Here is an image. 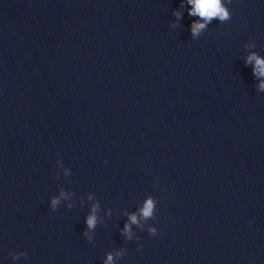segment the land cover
Here are the masks:
<instances>
[{
	"label": "clouds",
	"instance_id": "obj_1",
	"mask_svg": "<svg viewBox=\"0 0 264 264\" xmlns=\"http://www.w3.org/2000/svg\"><path fill=\"white\" fill-rule=\"evenodd\" d=\"M187 3L191 5V9L189 10L190 16H198L200 18L199 21L193 22L191 26L192 36L195 38L200 35V33L207 27L208 24L212 22L213 19H218L221 23L228 21L231 19V13L228 8L225 6L223 0H187ZM183 6V5H182ZM177 19H180L181 13L176 11L173 13ZM202 21V22H201ZM246 65H253V74L259 80L258 92H264V58L258 56L255 52L248 55L245 61ZM59 162V161H58ZM67 174V170H66ZM61 198H67V194L64 192L60 193L59 197H54L51 200V208L55 210L57 206L61 202ZM91 198V197H90ZM69 208L71 205L68 206ZM156 207V201L149 197L144 202L143 207L140 209V215L144 219L153 218L154 210ZM98 209V205H93L91 214L87 216L86 224L89 230L94 229L97 223L96 212ZM131 224H138V218L136 214H132L129 217ZM131 225L126 224L124 226V233L128 234L129 238L131 237ZM149 232L152 236H156L158 234L156 228H149ZM87 235V233H85ZM89 239L91 237L89 236ZM141 245H138V249ZM116 255H120L117 253ZM113 255L109 254L105 264H112Z\"/></svg>",
	"mask_w": 264,
	"mask_h": 264
}]
</instances>
